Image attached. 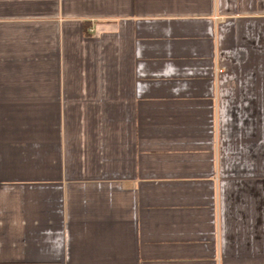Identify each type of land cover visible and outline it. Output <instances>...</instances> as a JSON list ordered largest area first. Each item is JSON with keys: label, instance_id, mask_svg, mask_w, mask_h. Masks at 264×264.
Listing matches in <instances>:
<instances>
[{"label": "crops", "instance_id": "obj_1", "mask_svg": "<svg viewBox=\"0 0 264 264\" xmlns=\"http://www.w3.org/2000/svg\"><path fill=\"white\" fill-rule=\"evenodd\" d=\"M0 264H264V0H0Z\"/></svg>", "mask_w": 264, "mask_h": 264}]
</instances>
